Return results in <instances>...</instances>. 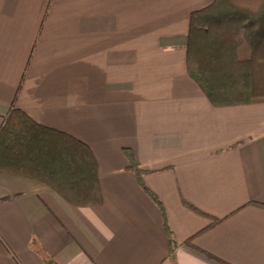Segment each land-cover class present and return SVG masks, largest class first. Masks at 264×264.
Masks as SVG:
<instances>
[{
    "label": "crops",
    "instance_id": "0c3cea01",
    "mask_svg": "<svg viewBox=\"0 0 264 264\" xmlns=\"http://www.w3.org/2000/svg\"><path fill=\"white\" fill-rule=\"evenodd\" d=\"M212 1L0 0V126L17 107L86 142L103 196L0 172V264H264V100L215 106L186 69Z\"/></svg>",
    "mask_w": 264,
    "mask_h": 264
},
{
    "label": "trees",
    "instance_id": "16d2710c",
    "mask_svg": "<svg viewBox=\"0 0 264 264\" xmlns=\"http://www.w3.org/2000/svg\"><path fill=\"white\" fill-rule=\"evenodd\" d=\"M245 44L249 54L241 57L238 51ZM185 50L187 73L211 104L264 100V0H213L192 11ZM124 152L127 168L161 209L163 229L172 241L161 201L142 181L144 170L133 152L127 148ZM97 167L86 142L35 121L20 108L12 107L0 126V172L36 179L73 205L103 202ZM183 204L207 215L186 200ZM255 204L264 208V203ZM205 229L184 242L192 244L193 237ZM46 263L53 264L49 258Z\"/></svg>",
    "mask_w": 264,
    "mask_h": 264
},
{
    "label": "rangeland",
    "instance_id": "374dc122",
    "mask_svg": "<svg viewBox=\"0 0 264 264\" xmlns=\"http://www.w3.org/2000/svg\"><path fill=\"white\" fill-rule=\"evenodd\" d=\"M245 46L247 47V45L245 44ZM243 51V50H242ZM242 51H241V54H242ZM241 54H240V56H241Z\"/></svg>",
    "mask_w": 264,
    "mask_h": 264
}]
</instances>
